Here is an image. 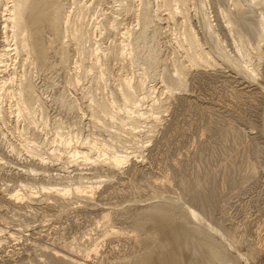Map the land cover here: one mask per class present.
<instances>
[{"label":"rangeland","instance_id":"obj_1","mask_svg":"<svg viewBox=\"0 0 264 264\" xmlns=\"http://www.w3.org/2000/svg\"><path fill=\"white\" fill-rule=\"evenodd\" d=\"M81 1L90 5L83 21L91 36L90 42L85 43L84 56L76 53V46L70 38L53 40L48 28L43 29L45 36L42 40L46 49L43 57L36 60L37 66L31 65L23 55L0 59L3 61L0 67L6 66L0 68V78H5L14 69L17 73L21 72V65L27 66L24 68L37 89L40 102V107L35 108L38 110L33 114V125L28 126L24 117L15 124L14 115L9 114L14 101H10L6 93L2 94L4 97L1 95L0 116L4 117L0 118V264H64L63 260L67 261L65 264L132 263L146 252L156 251L157 240H160L158 227L143 218L140 211L156 204L164 216L170 212L175 214L178 225L192 224L193 220L184 214L185 208L172 206L177 202H184L186 207L189 205L208 224L218 229L222 227L229 236L234 235L236 241L242 239L247 244L254 243L257 227L264 223V105L257 92L250 91L252 87L242 90L243 87L237 84V76L233 74L234 66L227 58L229 65L223 62L225 65L222 63L216 68L204 64L200 68H191L183 57L186 46L180 43L179 38L183 19L178 16L176 23H166L167 12L161 7V0H143L150 2L148 9L153 13L156 5L160 4L157 14L163 20L151 24L147 31L148 40L154 32L155 37L144 42L137 38L138 34H133L139 31L134 22L138 12L137 0L123 2L126 7L133 5L130 12L125 11L126 7L118 8L120 0ZM198 1L203 2L205 16L217 31L218 41L213 44L216 46L220 42L217 45L220 51L230 59L234 58V46L229 41L228 32L219 28L222 21H218L216 5L219 3L228 9L232 5L231 0ZM240 1L247 6L246 0ZM57 2L66 14L75 11L73 2L80 3L79 0ZM193 2L199 3L197 0ZM7 3L9 0H0L1 20L5 8L9 6L6 7ZM196 6L202 13L201 4ZM215 11L216 14L213 13ZM194 13L191 10L188 15L198 32L204 13L202 16ZM250 15L247 13L242 19L246 29L255 21ZM1 20L0 54L1 44L4 43ZM111 20L117 22L114 23L116 30H110L113 25ZM130 30L129 49L134 47V52H138L137 65L132 66L128 59L119 61L111 56L104 58L99 55L98 59L93 56L95 49L106 54L110 48L120 44L122 34ZM204 41L202 48L210 51L212 40ZM64 44H69L66 45L65 55L61 52ZM148 47L154 54L147 65L144 60ZM90 51H93L92 56ZM253 58L255 68L264 74V63L258 62L255 56ZM179 64L186 71L183 76L185 87L175 88L178 91L174 89L171 93L166 80L175 76V67ZM101 69L106 74V78L103 76L106 83L100 88L95 83V74ZM79 71L80 74H77ZM75 72L78 81L81 79L79 83L74 79ZM125 78L133 81L138 99L146 97L136 113H133L135 107L133 111L132 107L123 108L117 92L120 91L117 86ZM139 82L145 86L140 88ZM260 84L264 85V81ZM247 85L245 87H249ZM92 99L107 104L114 100L116 108L111 110V115H107L94 109ZM40 109L43 112H39ZM26 137L27 142H23ZM29 138H32V144ZM63 141L71 143L67 147ZM87 143H95L96 148H100V155ZM27 144L34 148L35 157L25 151L29 148ZM75 149L90 155V160L84 161L82 156L74 157ZM105 152L117 157L129 156V161L120 169H114L102 163ZM95 160L99 163H92ZM251 164L256 168L255 172L249 168ZM22 185L26 187L22 189ZM65 187L70 191L67 189L65 197L58 196V191H66ZM15 191H19V202L8 200V194ZM170 206L172 209H169ZM105 216L107 219L104 220ZM184 216L186 218H182ZM177 218L183 220L178 222ZM139 224L143 228H138ZM192 226H195L194 223ZM251 239H254L252 243ZM243 246L239 250L244 254ZM232 257H236V253ZM194 258L193 253L183 251L178 261L179 264H195ZM236 258L238 264H245L242 259ZM259 264H264V255Z\"/></svg>","mask_w":264,"mask_h":264},{"label":"bare ground","instance_id":"obj_2","mask_svg":"<svg viewBox=\"0 0 264 264\" xmlns=\"http://www.w3.org/2000/svg\"><path fill=\"white\" fill-rule=\"evenodd\" d=\"M75 1H78V0H75ZM124 1L128 2V0H120V2L118 1V3H119L118 8L126 7L123 5ZM137 1H138V8H136V9H138V12L135 15L136 21H134V22L136 24L135 26L139 28V31L137 33L136 31L138 29H136V31L134 30L136 33L133 32V34L134 35L138 34L137 38L142 39V41L146 40V39L148 40L147 31L150 29L151 24L154 25V22H156V23L160 22L161 23L163 21L160 19V18H162L159 16L160 14L159 15L157 14V10L160 9V4L158 3L159 5H156V11L153 13V12H151L152 10L148 9L150 7L149 1H148L149 4H148V2H146L147 0L146 1L137 0ZM161 1H162L161 7L166 9L165 12H167L166 18H164L166 20V21L164 20L166 23L168 21L169 22L172 21V22L176 23V19H178L177 18L178 16H179V18L181 16V18L183 19L182 23L180 21L182 33L180 34L179 38L181 41L180 43L182 45L186 46V48H184V49H187L186 50L187 53L185 52V55L183 57H185V59L187 60V62L191 66V68L196 69L199 66H201L202 64L206 65V67L210 66V65H212L213 67L221 66V64L223 62L227 63V61L229 60L228 61L229 64L231 63L234 66V72L235 73H233V74L235 76H237V79H236L237 84L240 87H243L242 90L247 89V88L251 89L250 87H252L253 89L250 91H256L258 97L262 100V104L264 105V85L262 84L263 85L262 86L260 84L262 81H264V79H263L264 76L262 78V76H261L262 73L258 72V69L255 68L256 67L255 63L253 62V59H254L253 57L255 56L258 59V62L261 61L264 63V0H246L245 3H247V6L246 5L243 6V2L241 4L240 0H239L240 2L238 0H231L232 5L229 6L228 9L226 6H225L226 7L225 8L219 3L216 4L218 7V11H219L218 12L219 17H218V15H216V16L218 17V21H220V20L222 21V25H220L221 27H219V28H225V30L228 32V35L230 37L229 39H231L229 41H232L231 43L234 46L235 56L232 59L229 58L230 56H227V54L224 55L225 53H222L220 51V49H219L220 47H218L220 45V42H219V45L217 44L218 46L214 45L215 42L218 41L216 38L217 34L215 35V33L217 31L214 30L215 28H213L209 18L205 16L207 13L204 12L206 9L205 10L203 9V7H204L203 2L201 3L197 0V2H199L201 4V7H202V9L200 8V10L202 11V13H201L198 9V7L200 5L198 7L196 6L199 3L197 4L196 2H193L194 0H161ZM79 2H80V0H79ZM126 2H124V3H126ZM210 2H212V1H210ZM76 3L77 2L72 3V5L75 6V9L73 8V10H75V11L73 13H70V14L67 12L68 14H66L64 11H62L63 6L60 3H58L57 0H9V3L6 4V7L8 6V4H9V6L7 7V9L5 8V13H4L5 15L2 14L3 20L0 19L3 22V25L2 24L1 25L3 27L2 32L4 34V37H3L4 43L1 44L2 49H1L0 59L1 58H9L10 59V57H12V56L18 57L19 55H23L25 57L26 61H27V59L29 60V63L31 65H36L35 64L36 60L38 61V59L42 58L44 53H45L46 48L44 47V45H43L44 43L42 40V39H44L43 36H45L43 34V32H44L43 29H48V28H50L49 31L52 34L51 36H53V40L57 41V40H62L63 38L64 39L70 38V41H72L74 43V45L76 46V51H77L76 53H78L80 57L82 55L84 56L85 49H86L85 45L90 42L89 40H90L91 36H90V32L85 29L83 21L85 19V16L87 15L86 13H87L88 7H90V5L87 6V3L85 4L82 1L78 4H76ZM207 3H209V2H207ZM215 3H216V1H215ZM130 4H131V2H130ZM228 4H230V3L228 2ZM1 6L3 7V5H1ZM130 6L133 7V5H130ZM130 6H127L126 9L124 8L125 11L130 12L132 10V8ZM230 7H232V9H230ZM242 7L246 8V9L243 10ZM122 9L123 8H121V10ZM191 10H193L195 12L194 14H198L200 16H202L201 14L204 13L203 17H202L203 19L201 18L202 24L198 27V28H200V30L198 32L192 26V24H191L192 21H190L191 17L189 18V15H188ZM116 11H117V9H116ZM118 12H116V13H118ZM213 13L216 14V11ZM247 13L251 14L250 16H254L255 21L253 23L250 21L252 24L251 25L248 24L249 27L247 26L248 28L246 29V26L244 25V22H243V20H244L243 18L245 17V15H247ZM111 18H113V17H111ZM114 19H115V17H114ZM195 19H196V17H195ZM112 23H113V25H111ZM112 23H110V25H111V29L109 28L110 30L116 28V26H115L116 24L114 25V23H117V22H115V20H113ZM220 24H221V22H220ZM245 24H247V23L245 22ZM165 27H167V26H165ZM87 29H88V27H87ZM153 29H155V28H153ZM156 30H157V28H156ZM154 33L151 34L152 35L151 38L155 37V35L153 36ZM131 35H132V31L131 32L125 31V33L122 34V41L120 42V44L116 45L112 49L110 48L111 50L109 49L106 54L104 52H100V51L98 52V49H95V50H93L94 51L93 56L97 59L99 58V55L104 56V58H105V56L107 58H109L111 56V58L113 57V58H115V60H117V59L118 60L119 59L120 60L121 59L122 60L128 59V61L130 62V64L132 66L137 65L138 59L136 58L137 57L136 53H138V52H136V53L134 52V49H133L134 47L129 49L131 44L129 45L128 39H129V36H131ZM200 37L204 38V40L205 39H207L208 41H209V39L212 40V46L214 47L213 48L211 46L212 51L211 50L210 51H204V49L202 48L204 46L202 41H204V40L202 39V41H201ZM151 38L149 36V40H152ZM94 39H95V37H94ZM222 39H224V38H222ZM8 40H10V41H8ZM133 40H135V38ZM129 41L131 43V39ZM9 42H13V44L9 45L8 44ZM67 42H68V40H67ZM66 45H69V44H64L63 48H61V52H63V54L65 51H67ZM139 47H140V45H139ZM140 49L141 48H139L138 50H140ZM135 50H137L136 47H135ZM92 52L90 51L91 56H92ZM253 52H255L254 56L252 55ZM63 54H61V55H63ZM152 54H154L152 48L148 47V52H147V55L145 56V60H144V61H146V64H147V62L150 63L149 61L151 60ZM67 56H68V54H67ZM61 58H62V56H61ZM64 58H65V56H64ZM154 58H155V56H154ZM226 58L228 60H226ZM25 59H23V60H25ZM257 59H256V61H257ZM94 61H96V60H94ZM153 61H151V62H153ZM1 63H3V61H0V64ZM61 63H63V62H61ZM98 63L96 61V64H98ZM23 64H25V63H23ZM182 64H179L178 67L176 65V67H175L176 71H174L175 76L167 78L168 80H166L169 82V83L167 82V86L169 85V88L171 87V89H169L171 93L175 88L184 89V87H185V85H184L185 82H184L183 76H185L184 72L186 73V71H185L184 67H182L183 66ZM229 64L227 63V65H229ZM259 64H262V63H259ZM21 66L23 68V70L21 72L17 73L16 72L17 70L15 71V69H14L12 72H9L5 78H0V80H1L0 81V93H1L0 94V100L2 99L1 95L3 93H6V96L9 97V99H11L10 101H12V100L14 101L12 106L9 105V107L11 106V108H10L11 112L9 111V114L14 115V117L16 119L13 122H15V124H17L16 121H18L21 117H24L25 119H23V120H26L25 123H27V120H28V126H30V125H33L35 122L33 120V114L38 110V109L36 110L35 108L40 107L39 106L40 102H39V97L36 93L37 89L35 88L33 81L30 79L31 77L28 78L30 75L29 76L27 75L28 71H26V68H24L27 66L26 65H21ZM94 66H96V65H94ZM143 66H145V65H143ZM259 66H261V65H259ZM4 67H6V66H1L0 68H4ZM80 67H82V66L80 65ZM230 67H231V65H230ZM4 71L7 72V70H4ZM77 74H80V71ZM77 74L75 72V76H74L75 78L74 79L76 80V82L78 81V75ZM86 74H87V71H86ZM259 74H260V77H259ZM95 75H96V77H95L96 82L95 83H97V85H98V86L97 85L96 86L101 88V86L105 85L104 84L105 80H104L103 76H105L106 74H105V72L103 73V71L101 69V70H99V72L97 71V73ZM262 75H264V74H262ZM165 77H167V76H165ZM105 78H106V76H105ZM143 78H145L144 73H143ZM147 79H148V77H147ZM140 80H142V78H140ZM163 80H165V79H163ZM79 81H78V83H79ZM259 81H261V82H259ZM132 82L128 78L122 79V81L117 86L120 91L117 90V92H119V94H120L119 97L122 100L123 108L126 109L128 107H130V108L132 107V111H133L134 107H135V111H133V113H136L137 107L140 106V104L145 100L146 97H142L141 99L140 98L138 99V97H136V95H135L136 88L133 87L134 85H132ZM141 83L139 82L140 88L142 86L143 87L145 86V85H142L143 83L142 84ZM245 84H248L249 87H245ZM139 85L136 84V86H138V87H139ZM134 88H135V90H134ZM178 89H175V90L178 91ZM91 102H93V104H94V109L97 108L95 110H100L101 112L106 113V114L108 113L107 115H111V110L116 108L114 100L108 104L103 103L102 101L100 102L98 100L95 101L93 99L91 100ZM9 107H8V109H9ZM4 111L5 110H3V112ZM126 111H131V110H126ZM137 111H139V110H137ZM39 112H43V111H41V109H40ZM94 113L95 112H93V114ZM137 114H139V112H137ZM11 115H8V116H11ZM8 116H7V118H8ZM3 117L0 116V118H3ZM92 117H93V115H92ZM19 122H21V121H19ZM35 125H37V124H35ZM263 125H264V115H263ZM45 126H46V124L44 125V127ZM26 128H27L26 131H28L27 126L25 127V129ZM31 128H32V126H31ZM263 128H264V126H263ZM26 131H24V133ZM58 131H57V133H58ZM262 134H264V133H262ZM31 139L32 138H29V141ZM23 142H27V137L23 138ZM63 142H65V141H63ZM30 143L32 144L33 142L30 141ZM35 143H36V141H35ZM70 143H71L70 141L65 142L67 147H68V145H70ZM87 144H88V147L90 146V148L93 151L97 150V152L100 155V152H99L100 148L97 149L96 148L97 145H95V143H87ZM27 145H28L27 147H29V144H27ZM32 148L29 147L25 151L30 156H32L33 154L37 155L34 152V150L32 151ZM258 148H259V146H258ZM73 156L77 157V158H78V156H82V157H84V161L90 160V158H88L90 155H87V154L80 152L76 149L73 152ZM33 157H35V156L33 155ZM102 157H104V160L102 159L103 162L100 161V163L101 162L107 163L108 165H110L114 169H120L122 166H124L126 163H128L127 161H129V156H118L117 157V156L111 155L110 153H107V152H105V154ZM97 162L99 163V161L95 160L92 163L96 164ZM252 164L250 165V167L249 166L248 167L251 168V170H253L255 172L256 168H254V165H252ZM25 185L24 186L22 185L21 188L24 189L27 186V185L26 186ZM65 189H66V187H65ZM67 189H66V191L65 190H62V191L60 190V192L58 191V196L64 195V197H65V194H67V191L69 190V189L68 190ZM18 193H19V191L9 193L8 194V200L19 202L20 198H19ZM89 193H92V191H90ZM87 198H90V197L88 196ZM22 199H23V197H22ZM171 202H173V201H171ZM183 203L184 202H182V203L177 202V204L175 203L172 206L177 207L178 209H179V207L185 208L184 214L186 216H188L189 219L191 218L193 220L192 224L194 223L195 226H192L191 223H190L191 224L190 226L189 225H187V226L186 225L185 226L178 225L177 220L174 218L175 214L171 215L170 214L171 212L169 214L166 212L168 215L164 216V214L161 212L162 210L160 209V207H158V206L156 207V204L152 205L153 207L151 206L147 209L140 211L143 215V218H146V220L148 219L147 221H151L152 223L155 224V227H158V229L157 228L156 229L159 231L158 235H160V237H159L160 240L158 241L156 239L157 240V245L155 247L157 249L156 251L155 250L148 251L144 255H142L141 257L134 259V261L132 263H129V264H179L178 257L183 251L184 252L189 251L190 253H193V255L195 256L196 259L194 258L192 260H194L195 264H238L239 261L237 260L236 257H239L240 259H242L245 262V264H248L247 262H251L252 264H259L261 262V258H263V255H264V223L263 222H262L263 224L261 226L257 227L256 239L255 240L251 239L252 240L251 243L253 242V240H254V243L250 244V242H248L250 244L249 245L246 243V241H242V239L236 241V238L234 237V235L229 236L230 234L226 233V231H224L222 229V227H221V229L223 231L220 228L218 229V228H215V226L210 225V223L208 224L206 222L205 218L198 215V212L196 213L195 211L191 210V207H188L189 205H187V207H186L185 206L186 204L184 205ZM170 204H172V203H170ZM200 204H201V202H200ZM157 205H158V203H157ZM209 207H211V206H209ZM170 208L172 209L171 206L169 207V209ZM140 215L141 214H139V216ZM106 217L107 216L104 217V220L107 219ZM182 218H186V217L184 216ZM182 220L178 219V222L179 221L181 222ZM185 220L186 219H184V221ZM141 225L142 224H139L138 228H143V226L141 227ZM235 234H236V232H235ZM253 235H255V234H253ZM152 237L153 236H151V238ZM232 237H233V239L235 238V240H231ZM153 238L155 239L156 236L154 235ZM242 245H244L243 246L244 247V254L239 250L240 246H242ZM229 251L231 253H229ZM233 253H236V257H232ZM48 255L51 256L50 254H48ZM54 258H58V257L55 256ZM59 259L58 260L55 259V260L61 261ZM51 260H52V258L50 259V261ZM63 261H65V262H63ZM63 261L62 262L64 264L67 262L66 260H63ZM57 264H59V263H57ZM67 264H69V263H67ZM70 264H71V262H70ZM73 264H74V262H73Z\"/></svg>","mask_w":264,"mask_h":264}]
</instances>
